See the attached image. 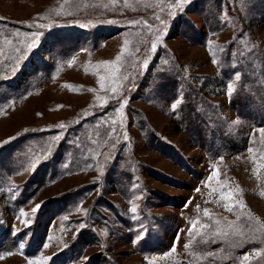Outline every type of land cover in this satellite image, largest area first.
<instances>
[{
  "label": "rangeland",
  "instance_id": "rangeland-1",
  "mask_svg": "<svg viewBox=\"0 0 264 264\" xmlns=\"http://www.w3.org/2000/svg\"><path fill=\"white\" fill-rule=\"evenodd\" d=\"M198 1L0 0V27L32 30L0 31L8 38L0 36V85L33 79L31 89L0 101V162L11 159L16 170L0 163V247L10 234L19 238L0 264H198L193 236L233 230V238L241 215L264 224L260 151L242 142L231 155L209 157L174 121L180 99L158 96L152 85L161 77L148 75L162 61L173 71L166 63L173 56L184 73L217 79L208 99L232 129L264 144V127L249 126L229 107L231 82L220 81L212 46L254 55L264 49V20L240 33L226 0L221 16L229 23L207 45L193 43L179 25L188 20L207 31ZM232 3L240 14L243 6ZM89 20L108 21L113 33L96 43L83 34L75 51L57 59L46 54L47 33ZM48 63L49 73L39 69ZM35 70H42L38 79L30 76ZM36 133L46 139L36 141ZM81 188L82 195H66ZM77 240L84 247L73 256ZM259 251L241 253L239 264H253Z\"/></svg>",
  "mask_w": 264,
  "mask_h": 264
},
{
  "label": "trees",
  "instance_id": "trees-1",
  "mask_svg": "<svg viewBox=\"0 0 264 264\" xmlns=\"http://www.w3.org/2000/svg\"><path fill=\"white\" fill-rule=\"evenodd\" d=\"M225 1L199 0L195 11L202 15L207 31H202L188 20H185L183 22L185 24L179 25L181 34L193 43L207 45L209 34L216 33L229 23L221 16ZM233 1L243 6L240 14L237 13L236 5H233ZM228 3L230 4H228L230 6L229 16L237 18L234 26L237 27L238 31L240 30V33L246 29L245 23L250 24L264 20V0H228ZM178 18L177 21L179 22ZM89 21L87 22L88 24H84L82 27L70 26L47 33L45 38L49 37L51 43H53L51 44V51H46V54H50L51 57L57 59L60 53L70 54L75 51L84 42L80 40L83 34L86 39H92L94 40L92 42L96 43L97 37L104 36L102 35L104 31L110 30L111 33L108 34L113 33V30L109 29L110 27L106 24L108 21ZM95 23L97 25H94ZM90 27L93 28L89 29ZM14 29L19 33H21V29L32 31L30 28L12 24L10 30ZM10 30L0 27V31H6L7 36L12 34ZM0 36H2V39L8 40L4 34ZM243 36L244 33L240 35V37ZM212 46L213 55L216 56V64L220 72V81L223 83L231 82V91L228 93L229 107L241 121L248 122L249 126L264 127V49L256 48L258 53L247 55L242 54L239 49L233 50L232 45L227 48H220L217 44ZM39 48L42 49L43 45ZM166 54L167 56L171 55L168 51ZM168 58L170 59L166 63L169 62L174 65L173 71L168 72L164 70L166 68L159 67L162 66V61V63H156V67L152 65L148 70V75L152 78L161 77L160 82L156 84V88L152 85L154 92L156 89L159 90L157 92L158 96L171 101L180 99L177 101V107L171 111L176 125L211 158L231 155L240 150L241 143L244 142L253 152L259 150L260 152H257V154L264 161V144H259L255 140L245 137L244 133L232 129V125L227 123L221 112L218 111L216 104L208 99L209 94L215 91L213 85L218 80L208 75L190 76L180 69L179 63L173 56ZM52 67V64L48 66L42 65L39 69L46 70L49 73ZM157 67L160 70H157ZM40 71H31L30 76L32 78L36 76L38 79L41 75ZM32 80L30 79L26 83L17 81L1 83L0 101L3 102V106L7 104L8 99H11L12 96H17L31 89L29 86ZM146 128V132H149L150 127L146 126ZM31 136L36 138V141L46 139L40 133ZM27 138L28 135L18 139V145L24 144ZM60 147H65V144H61ZM1 162L3 170L11 169V171H16L13 168L14 166L10 167L12 164L11 159L8 160L6 166L3 165L6 163ZM84 190L85 188H81L75 190V194H72L73 192L71 191L66 195H82L86 192ZM86 190H89V188ZM238 224V234H235L233 238V230L230 236L228 233L222 232V230L216 234L213 232L208 233L206 237L204 235L193 236L189 246L192 251V259L198 264H239L241 253L247 250L259 249L258 254L252 255L255 258L252 261L253 264H264V224L250 215H241ZM10 235L8 238L6 237L7 242H5V245L0 247V253L15 249L14 246H17L15 243L19 239L18 236ZM232 242L236 243L235 246H238H232ZM239 244H243L242 247H239ZM83 247L84 243L81 240L73 242L70 245L73 256L81 251Z\"/></svg>",
  "mask_w": 264,
  "mask_h": 264
},
{
  "label": "snow or ice",
  "instance_id": "snow-or-ice-1",
  "mask_svg": "<svg viewBox=\"0 0 264 264\" xmlns=\"http://www.w3.org/2000/svg\"><path fill=\"white\" fill-rule=\"evenodd\" d=\"M0 19H3V18L0 17ZM154 48H155V45H153V49H154ZM117 60H119V57H117ZM237 78H238V76H237ZM100 79L103 80L104 77H101ZM104 86H105L104 84H101V87H102V88H103ZM111 91H112V92H116V88H112ZM230 91H231V89H230ZM103 106H104V105H101V107H103ZM176 107H177V104H173V105H172V108H173V109H175ZM60 127L63 128L64 125L61 124ZM262 195H264V194H262ZM222 198H223V199H230V198H231V195H230V194H228L227 196H223V195H222ZM39 207H40V206L37 205V209H38ZM224 207L226 208V210H228V211H232V207H231L230 205L225 204ZM37 209H33V212H35ZM133 211H135V208H133ZM205 215H208V210H207V209H205ZM80 227H84V225L81 224ZM45 246H47V245H45ZM9 254H10V253H9ZM0 258H3V256L0 255Z\"/></svg>",
  "mask_w": 264,
  "mask_h": 264
}]
</instances>
